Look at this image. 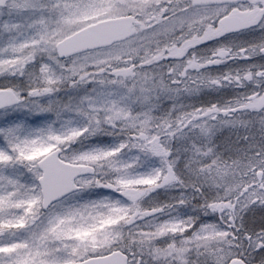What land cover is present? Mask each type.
<instances>
[{"label":"snow or ice","instance_id":"1","mask_svg":"<svg viewBox=\"0 0 264 264\" xmlns=\"http://www.w3.org/2000/svg\"><path fill=\"white\" fill-rule=\"evenodd\" d=\"M0 264H264V0H0Z\"/></svg>","mask_w":264,"mask_h":264},{"label":"rangeland","instance_id":"2","mask_svg":"<svg viewBox=\"0 0 264 264\" xmlns=\"http://www.w3.org/2000/svg\"><path fill=\"white\" fill-rule=\"evenodd\" d=\"M17 115H19V114H17ZM30 119H38V118H36V117H32V118H30ZM97 140H103V141H105V142H111V138H109V137H100V138H93L90 142L91 143H95V142H97Z\"/></svg>","mask_w":264,"mask_h":264},{"label":"flooded vegetation","instance_id":"3","mask_svg":"<svg viewBox=\"0 0 264 264\" xmlns=\"http://www.w3.org/2000/svg\"><path fill=\"white\" fill-rule=\"evenodd\" d=\"M223 91H229V90H223ZM206 94L209 95V96L219 95V93H212V92L204 93V92H202V93H200V96L199 97H194V98H191V99H199V98H202Z\"/></svg>","mask_w":264,"mask_h":264},{"label":"trees","instance_id":"4","mask_svg":"<svg viewBox=\"0 0 264 264\" xmlns=\"http://www.w3.org/2000/svg\"><path fill=\"white\" fill-rule=\"evenodd\" d=\"M228 135V132H227V129L223 130L221 133L218 134V140H217V143L219 145V142L220 140L223 139L224 136H227ZM100 138V137H99ZM98 139V138H97Z\"/></svg>","mask_w":264,"mask_h":264}]
</instances>
